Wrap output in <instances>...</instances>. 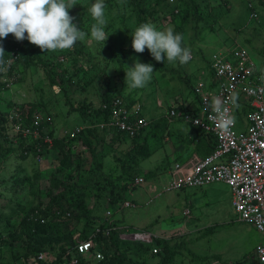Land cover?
Wrapping results in <instances>:
<instances>
[{"label":"rangeland","instance_id":"obj_1","mask_svg":"<svg viewBox=\"0 0 264 264\" xmlns=\"http://www.w3.org/2000/svg\"><path fill=\"white\" fill-rule=\"evenodd\" d=\"M75 1L80 7L75 13L74 23L88 33L85 45L88 42L86 46L95 47L92 56L95 60L91 58L94 65L75 76L72 60L66 55L67 50L46 52L52 53L55 59H61L60 68H64V74L71 78L68 82L53 85L42 65L33 64L23 69L22 63L12 60L6 66H13L14 75L6 74L7 69L0 66L1 80L10 78L11 81L7 88L0 90V109H9L10 102L14 105L36 102L38 112L43 111L51 116L50 128L58 139L67 136L74 126L83 127L87 123L92 126L100 121L95 114L100 105L101 92L106 90L110 91V95L118 93L128 102L140 103L148 125L133 139L114 131L101 132L96 129L94 134L88 132L91 144L87 147H91L95 155L76 136L61 148L52 145L40 157L28 155L20 159L14 151L1 160L0 264L40 263L33 256H20L29 247L18 224L24 211L36 204L47 203L56 193L59 187H54L53 183L59 186L60 181L74 184L85 181L95 161L104 173L115 178L118 186L125 184L134 174H145L149 176L148 180L157 182L173 161L177 160L181 167L183 163H192V156H199L200 135L197 128L180 118L168 120L165 116L168 109H177L179 103L190 102L192 84L208 78L205 64L213 52L224 51L238 44L248 51L256 65L264 68V24L259 25L264 21V7L257 0H193L197 7V18L191 13L190 0H186V5L178 0L172 5H156L150 0L148 6L151 13L145 22L154 24L160 30L172 27L175 32L182 33L183 46L191 50L192 59L184 65L177 62L175 66L166 60L164 63L155 61L147 48L143 53H136L132 49L131 35L137 24L131 16L127 0H111V4L104 0L106 19L112 23L104 44L90 37L94 20L89 8L95 0ZM247 3L257 12L258 21L248 19ZM184 9L188 13L183 21L181 16ZM177 28L179 31H176ZM9 38L10 35L0 40V44L5 46ZM121 48H130L131 51L119 64L117 58ZM112 53H118V57H111ZM134 59L151 63L155 72L147 87L128 90L125 87V71L133 66ZM83 105L84 118L81 112L72 109ZM233 116L236 129L244 128L245 120L239 109ZM12 143L15 147L14 140ZM61 160L67 163L63 164ZM19 177L26 179L20 182L17 180ZM82 190L81 202L92 216L103 215L105 210L112 209L113 218L167 239L168 244L174 246L168 264H216L217 261L220 264H236L239 261L244 264L251 259L254 246L262 240V234L250 223L237 220L230 188L223 182L162 192L154 197L147 193L145 200L137 195L141 193L145 196L143 189L135 187L126 191L124 196L133 199L136 206L118 210L115 209L117 201H111L108 195L96 193L90 188ZM149 196L152 198L146 203ZM71 206L76 212L77 204ZM182 208H188L187 216L181 214ZM82 223L73 225L71 229L78 228L79 231ZM208 226L211 231L204 233ZM12 232L15 233L8 236ZM40 249L45 260H52L57 253V249L51 250L48 245ZM84 257L89 258V253ZM134 257L135 254L126 258V263L130 264ZM143 258L146 264L157 262L147 253ZM138 259L141 263L142 258Z\"/></svg>","mask_w":264,"mask_h":264},{"label":"built area","instance_id":"obj_2","mask_svg":"<svg viewBox=\"0 0 264 264\" xmlns=\"http://www.w3.org/2000/svg\"><path fill=\"white\" fill-rule=\"evenodd\" d=\"M247 6L248 17L257 20V12L250 3H247ZM262 23L264 24V21ZM12 60L13 57L6 58L4 68L7 69L6 65ZM260 69L261 67L255 64L246 49L239 45L213 52L208 61V71L211 72L210 83L198 81L193 85L197 108H187L179 112L182 121L212 137L213 148L202 157L193 155L192 163H183L182 167L178 161H173L157 182L144 179L141 175L134 176L130 180L137 188H145L152 197L162 192L186 187H200L214 182L225 183L231 191L232 208L237 220L250 223L262 234V240L253 248L251 259L244 264H264V80L260 78ZM3 81L7 82L6 85L11 83L10 78ZM232 93L238 94V102L241 103L239 110L245 120L244 128L236 129L234 122L227 131H223L210 119L211 109L208 112L204 111V101L207 99L210 103L213 97L227 101ZM227 106L231 115L237 111L232 109L230 104ZM99 108L108 115L105 120L95 124V127L101 131H114L131 139L141 134L148 125L142 112V105L138 102L126 105L118 95H112L100 102ZM17 115L18 113L13 109L8 114L15 133L18 132L22 137L32 139L41 138L48 147L50 146L51 137L47 131L51 127L52 118L49 114L35 112L28 123H24V120ZM174 116H177L176 108L168 109L166 118ZM196 120L199 124L195 123ZM41 124L43 126L40 129ZM82 128V126H74L68 134L74 136ZM42 133L44 135H41ZM39 148L40 146L37 149ZM35 156L42 155L36 153ZM152 197L149 196L146 203ZM118 206L128 208L133 207L134 203L124 199ZM188 213V208L181 209L183 216H187ZM110 216L111 212L105 210L103 219L108 225L104 229L105 234L115 228L119 239L142 243H150L158 236L140 228L128 229L124 223L113 226ZM91 238L92 235L75 242L73 252L75 250V253L82 255L89 253L93 247ZM156 251V247L151 248L152 253ZM73 252L62 255L68 264L76 263ZM91 254L94 259L102 257L99 251ZM34 260L37 262L45 260L44 253L37 252ZM215 263L220 264L218 261Z\"/></svg>","mask_w":264,"mask_h":264},{"label":"trees","instance_id":"obj_3","mask_svg":"<svg viewBox=\"0 0 264 264\" xmlns=\"http://www.w3.org/2000/svg\"><path fill=\"white\" fill-rule=\"evenodd\" d=\"M174 1L177 2V0H153L156 5H172ZM179 1L181 2V4H187L186 0H178V2ZM257 1L264 7V0ZM107 2L108 4H111V0H108ZM149 2L150 0H127L131 16L133 17V20H135V24H137V26L145 22L147 15L151 13V10L148 6ZM75 3L76 5L72 7L73 10H68L69 14L73 17L75 16L76 11H78L77 8L80 7L78 2L75 1ZM190 4H192V7H190L191 13L193 17L197 18L198 16H195V12L197 10L196 4L193 2V0H190ZM183 11L184 12L182 13L181 19L184 21V17L188 13V11L186 9H184ZM259 25L261 26V23ZM111 26L112 23L108 22L106 27L107 33L111 29ZM176 31H179V28H177ZM9 35V40L6 42V45L3 46L5 50L4 59L13 57V62L22 63L23 69L33 64L42 65L43 69L45 70L46 77L53 85L62 84L63 82L71 79L70 76L64 74V68H60L62 64L60 61L61 59H55V56L52 53H43L38 46L29 43L26 39L18 42L12 34ZM87 44L89 43L87 42ZM86 45L84 41H78L73 48L67 50L66 52V55H68L72 60V65L74 68L73 75L75 76H77L79 72H86V69L91 68L95 63L91 62L95 47ZM130 51V48H121L119 57L118 53H112L111 57H118L117 59L119 60L120 64L122 58ZM45 54L46 56H44ZM207 63L208 62H206L205 64L206 68L208 67ZM13 73V66L11 65L10 68H7L6 74L14 75ZM207 73L209 76L211 75V72L208 70ZM87 79H85V81ZM104 83H106V81H104ZM6 84V81L1 80L0 74V90L7 88L8 86ZM191 93H193V95L195 94L193 91V85ZM110 94V91L106 90L101 92L99 101L102 102L104 100H107L108 97L112 95H118V93L112 95ZM118 96L122 98L121 95ZM122 100L126 103V105L132 103L124 100L123 98ZM9 105L11 106L9 107V109L7 108L8 110L0 109V161L14 151L20 159L26 158L28 155L33 157L36 153H40L41 155H43L50 149L52 145H58L59 148H61L63 147L65 142H67L70 138H75L76 136V138H80L81 142L86 145V149L89 148V150L92 152V155H95L91 147H87L91 144V137L88 136L87 133H96L95 131L97 128L95 127V125L91 126L89 123H87L76 135L70 136L69 134H67V136L63 135L58 139L53 136V130L49 127L50 129L47 131V134L51 137V144L48 147V145L43 142L41 138L32 139L30 137H22L18 134V132L15 133L12 128V121L8 118L9 111L13 109L16 113H18L17 116L24 120V123H28L31 119V115L35 112H38V104L36 102H27L19 105H14L10 102ZM84 107L85 106L83 105L76 108L73 107L72 109L81 112V115H83L82 117L84 118ZM184 107H187V105L185 103L183 104V102L177 105V109L179 110H185L182 109ZM196 108L197 103L194 104L190 109ZM97 110L98 112H96L95 114L96 119L105 120L108 116L107 113L103 110L100 111L99 107L97 108ZM40 113L46 114L43 111ZM42 126L43 124H41L39 128L41 129ZM102 131L105 132L104 130ZM197 132L200 135L198 141V153L199 156L202 157L211 151L214 145V141L212 137L202 133L200 130L197 129ZM41 135L44 134L42 133ZM100 138H103V136ZM12 140H14V143L16 145L15 147L12 143ZM38 146H40L39 150L37 149ZM60 150L61 149H59V151ZM61 163L65 164L67 162H65V160H61ZM94 163V168L91 169V171L89 172V176L85 181L78 184L60 181L58 182L59 186L53 183L54 187L59 188H56L58 190L54 195L51 196L47 203H41L40 205L36 204L35 206H31L26 211H24L23 214H21V218L18 224L20 228L19 230L25 234L24 242L26 243L27 247H29V250L25 251L20 256L23 258H29L30 256L34 257L37 252L41 251L40 248L43 245H48L49 249L51 250L54 248L57 249L55 251L57 253L53 255L52 260L49 259L39 261V264H68L67 261H64L62 255L64 256V254H72L71 252H73V246L75 242L86 239L90 235H92L91 240L93 242V247L89 251L90 257H84V255L82 254L75 253L74 250L73 255L76 258L75 264H91V262L92 264H127L125 259H129V257L134 254L135 257L132 258V262H130V264H146L143 258L146 253L149 255V257H155L157 259V262L155 264H168L172 259L174 246H170L167 242V239L157 236L150 243L121 240L118 238L117 230L115 228L108 230V232L105 234L104 229L108 225L104 221L103 216H92L90 212L84 207V204H82L81 202L83 191L82 188L84 190L85 188H90L95 190L96 193L108 195L111 201H117V206H115V209H120L118 204H120L124 199H127L124 196L126 191L135 189L136 187L131 183L130 180L134 176L139 175H132L125 184L118 186V184L115 182V178H111L106 173H104L101 170L100 165L96 161ZM140 175H142L144 179H147L149 177H147V175L145 174ZM25 179L26 177H19L17 180L23 182L25 181ZM75 187L80 189L77 190ZM129 200L132 201V203H135L133 199ZM75 203L77 204L76 212H74L71 206V204ZM109 210L110 212H112V209ZM111 215H113V212ZM41 220H43V222H40ZM82 221V227L79 231L78 228L71 229L73 225H79V223ZM122 223L123 222L120 219L112 217L111 225L117 226ZM126 227L128 229L137 228L131 224L127 225ZM96 228L97 230H95ZM76 231L78 233L77 235H74ZM209 231H211V227L208 226L204 233ZM14 233L15 232L9 233L8 236L13 235ZM152 247L157 248V251L155 253L151 252ZM68 250L69 252H67ZM94 251H99L102 257L99 259H94L91 254ZM139 257L142 258L141 263L139 262ZM237 264H242V262L239 261Z\"/></svg>","mask_w":264,"mask_h":264},{"label":"clouds","instance_id":"obj_4","mask_svg":"<svg viewBox=\"0 0 264 264\" xmlns=\"http://www.w3.org/2000/svg\"><path fill=\"white\" fill-rule=\"evenodd\" d=\"M74 5L75 0H0V40L12 34L16 41L26 39L38 46L43 53L69 50L88 36V33L73 22L75 18L69 14L68 10ZM105 9L104 0H95L89 8L94 20L90 28V37L103 44L109 35L106 32L108 21ZM131 36L132 49L136 53H143L147 48L157 62L164 63L166 60L168 64L175 66L177 62L184 65L192 59L190 48L183 46V34L175 32L172 27L160 30L154 24L145 22L138 25ZM4 54L5 50L0 44V66L6 63ZM125 72V87L128 90H137L147 87L155 71L151 63H142L134 59L133 66L128 67ZM260 72V78L264 80V68H261ZM204 102V111L208 112L211 109L210 119L221 130L227 131L234 124L235 117L230 114L227 105L230 104L232 109H239L238 94L232 93L227 101L213 97L210 103L207 99ZM195 123L199 124V121L196 120Z\"/></svg>","mask_w":264,"mask_h":264},{"label":"crops","instance_id":"obj_5","mask_svg":"<svg viewBox=\"0 0 264 264\" xmlns=\"http://www.w3.org/2000/svg\"><path fill=\"white\" fill-rule=\"evenodd\" d=\"M211 77V75L210 76H208V78L206 79V80H202L204 83H207V84H209L210 83V81H209V78ZM195 84V82L192 84V85H194ZM192 94V99L190 100V102L188 103V104H186L187 105V107H184V108H182V109H187V108H192L193 107V105L194 104H196V97L193 95V93H191ZM184 104V103H183ZM182 112L183 110H179V109H176V115L177 116H174V117H177V118H180L181 119V117L179 116V112ZM174 117H171V120L174 118ZM165 119V118H164ZM170 119V118H169ZM168 119V120H169ZM165 121H166V119H165ZM167 122V121H166ZM165 139H167V138H165ZM176 150V149H175ZM178 153H179V150H178ZM177 161V160H176ZM138 189V188H137ZM142 189H143V192H144V194H145V196L144 195H142L141 193H138L137 195L139 196V197H142L143 196V200H145V197L147 196V193H149L145 188H143L142 187ZM140 204V203H139Z\"/></svg>","mask_w":264,"mask_h":264}]
</instances>
